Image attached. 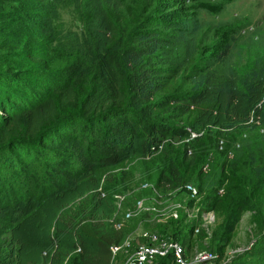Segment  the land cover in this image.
Segmentation results:
<instances>
[{"label": "trees", "instance_id": "obj_1", "mask_svg": "<svg viewBox=\"0 0 264 264\" xmlns=\"http://www.w3.org/2000/svg\"><path fill=\"white\" fill-rule=\"evenodd\" d=\"M211 1L143 0L139 10L126 0H39L28 30L0 39V264H111L110 247L143 214L125 223L135 203L117 207L136 158L158 192L194 185L199 200L187 205L220 216L222 235L246 211L264 229V130L247 129H264V62L235 64L257 34L201 18L222 11ZM64 4L83 25L68 74L53 66ZM173 37L182 52L159 54ZM189 130L201 135L184 141Z\"/></svg>", "mask_w": 264, "mask_h": 264}, {"label": "rangeland", "instance_id": "obj_2", "mask_svg": "<svg viewBox=\"0 0 264 264\" xmlns=\"http://www.w3.org/2000/svg\"><path fill=\"white\" fill-rule=\"evenodd\" d=\"M143 0H126L129 5H135L140 10ZM212 3H220L223 5L222 11L218 13L201 12V18L214 22H227L234 31L242 33H256L253 39L243 40L242 48L244 52L235 58V64L244 70H249L255 64L256 60L260 63L264 62V0H212ZM42 5L39 0H0V39L4 37L17 41L18 37L28 30L30 22L36 20L35 15L41 14ZM56 29L61 34L63 41L62 54H55L53 66L60 71L61 74L70 73L79 63L81 57L77 53L75 47L70 41L73 37L82 35L83 25L79 20L77 13L69 4H64L59 9V17L55 22ZM160 53L171 54L182 52V44L178 37L170 38V41L162 42ZM241 126V125H240ZM257 123H252L249 128H254V134L261 133L264 129ZM252 134V133H251ZM182 142H175V145ZM217 150L213 154L217 155ZM133 169L135 182L131 187L121 181L118 182L122 193H118L117 204L119 210H123L125 202H136L144 200L146 204L152 205L157 200H163L164 204L180 203L177 206L178 221L174 225L169 213L157 214L143 213L138 217V221L132 219L128 222L127 228L130 232H137L142 229L157 230L171 234L172 240H176L181 246L184 244L185 252L182 257L186 260H193L199 252H211L213 259L205 261L203 264H252L260 263L264 258V229L251 221V211L243 213L239 221L233 226L231 231L225 235L221 234L222 218L214 213L211 224H206L202 218V212L197 207L188 206L187 200L194 197L190 192L182 190L173 194L158 192L152 188V183L145 180L142 160L136 158L128 162L125 169ZM247 169V165H245ZM116 177L121 178V169L114 171ZM245 176L248 172L244 171ZM196 188L194 185L192 186ZM136 192L138 199L130 200L132 193ZM128 197V199H126ZM199 200L198 192L195 201ZM264 209V198L261 201ZM133 208H128L133 210ZM126 209V212L128 211ZM122 221L127 223L128 216L126 214ZM176 219V218H175ZM195 225L193 232L190 226ZM176 228L174 229V227ZM173 229V232H172ZM167 230V231H166ZM198 231L203 234L198 236ZM177 232V233H174ZM228 237V238H227ZM259 256V257H258ZM156 264V263H155ZM170 264L175 262L170 260Z\"/></svg>", "mask_w": 264, "mask_h": 264}, {"label": "built area", "instance_id": "obj_3", "mask_svg": "<svg viewBox=\"0 0 264 264\" xmlns=\"http://www.w3.org/2000/svg\"><path fill=\"white\" fill-rule=\"evenodd\" d=\"M261 102H264V95L261 98ZM199 135H201V132L197 133L195 131H190L189 138L184 141H188ZM222 148L223 140L219 139L218 149L221 150ZM188 154H190V151H188ZM189 192L194 196L192 198H195L197 195L196 188L192 186L189 188ZM103 195L102 193V196ZM179 204H164L163 200H157L156 203L148 205L144 200H138L134 210H128L126 215L128 217H133L140 212H152L157 214H165L167 212L172 220H177L179 215L177 206H180ZM197 209L199 210L198 207ZM201 215L206 224L212 223L214 216L212 210L202 211ZM110 250L111 264H157L159 259L167 257L168 255H170L171 260L173 259L175 264H203L205 261L213 259V254L211 252H199L195 255L193 260L188 261L184 259L182 257L183 252H185L184 246H181L176 240L169 238L166 232L157 230L149 231L142 229L137 232H130L121 243L113 244Z\"/></svg>", "mask_w": 264, "mask_h": 264}]
</instances>
